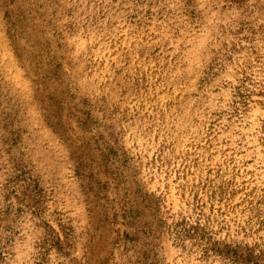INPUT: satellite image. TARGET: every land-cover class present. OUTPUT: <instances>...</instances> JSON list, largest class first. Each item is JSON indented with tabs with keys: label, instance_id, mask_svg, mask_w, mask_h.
<instances>
[{
	"label": "rangeland",
	"instance_id": "obj_1",
	"mask_svg": "<svg viewBox=\"0 0 264 264\" xmlns=\"http://www.w3.org/2000/svg\"><path fill=\"white\" fill-rule=\"evenodd\" d=\"M0 264H264V0H0Z\"/></svg>",
	"mask_w": 264,
	"mask_h": 264
}]
</instances>
